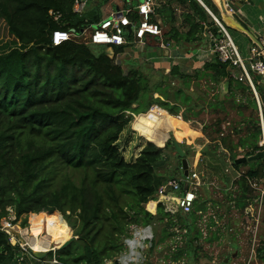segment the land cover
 Segmentation results:
<instances>
[{
    "label": "trees",
    "instance_id": "1",
    "mask_svg": "<svg viewBox=\"0 0 264 264\" xmlns=\"http://www.w3.org/2000/svg\"><path fill=\"white\" fill-rule=\"evenodd\" d=\"M200 1L230 34L235 27L221 13L218 0ZM105 2L87 0L83 12L77 14L72 11L73 0H0V23L7 34L0 43V223L11 213V224L21 219L26 226L30 215L31 225L36 226L39 214H43L61 224L58 233L69 227L76 239L55 250L59 264H107L108 260L117 264L114 259L125 249L123 239L128 236V227L150 225L154 233L150 254L159 247L157 251L174 264H197V253L203 251L197 224L202 215L195 212H205L208 198L200 195L194 211L186 215L177 212L172 216L162 203L155 212L144 206L154 199L163 182L182 177L172 141L183 148L185 157L189 153L187 146L180 145L179 131L170 115L159 116L148 110L156 104L173 114L178 106L161 101L168 100L163 90L159 99L141 97L146 86L136 64L127 62L124 69V58L120 65L115 63V55L125 52L129 45H107L111 55L94 48L98 45L86 44L88 37L84 35L52 45L54 30L82 34L98 23ZM155 14L161 19L163 38L186 54L207 45L208 32L215 39L222 36L197 0L164 1ZM232 17L254 35L238 16ZM131 19H137L135 12ZM151 21L156 22V18L151 17ZM169 73L184 84L190 77L180 73L178 64H173ZM239 73L237 65L221 62L213 53L203 63L202 73L195 71L193 75L205 76L216 85L227 83V94L240 95L235 106L244 128L237 126L231 131L238 138L234 142L230 134L219 137L220 121L215 123V133L232 167L237 171L244 168L228 198L242 211L257 197L248 181H264V162H234L236 149H245L241 154L244 157L260 149L258 119L246 120L242 111L256 110V103L249 85L233 77ZM253 84L264 102V81L260 85L254 77ZM223 104L216 100L217 106ZM132 114L137 115L133 124ZM123 131L143 139L128 159L118 143ZM215 147L219 150V143ZM168 149L178 160L172 169L168 168ZM213 223L210 218L208 225ZM176 226L185 232L177 234ZM255 251L264 262V232ZM21 254L0 230V264L37 263L29 253Z\"/></svg>",
    "mask_w": 264,
    "mask_h": 264
},
{
    "label": "rangeland",
    "instance_id": "2",
    "mask_svg": "<svg viewBox=\"0 0 264 264\" xmlns=\"http://www.w3.org/2000/svg\"><path fill=\"white\" fill-rule=\"evenodd\" d=\"M255 26V25H253ZM234 31V35L232 36L235 42V45L239 48L240 54L244 57L248 55V48L250 42H248L247 37L243 34L242 31L238 29H232ZM6 29L3 23H0V43L4 42L6 40ZM146 45L145 51L149 53H154V56L148 55L146 52L144 55L138 54L142 53L141 49L138 47H131L126 48L125 52H122V56H120V60L124 58L123 67L126 69L128 67L127 62H132L136 64L134 67L137 68L139 73L142 75V80L144 79V85L146 86L145 92L141 94V97L143 99L146 98V100L151 99L149 96L152 95L153 98L159 99L161 96V93H163L161 90L165 91L166 94H168V100L164 101L161 99V101L165 102L167 106L173 105L178 106L176 112L173 114H169L172 117V120L176 127L178 128L180 125L182 126L179 131L182 132L183 135H179V142L180 145H184L188 147V157H185L190 162L193 160L195 155L200 153L201 155H204V150L206 148L217 151L218 148L215 147L216 143H219V141H216L218 139V135L215 133L216 125L215 123L217 121L221 122L220 130L223 134H230L233 138L234 142L238 138V136L231 134L232 129H236L237 126L243 127L244 125H240L242 121V116L237 112L236 104H238L237 100L240 97V95H236L234 97L227 94V91L224 92L223 85H216L212 84L211 81L205 77H194L193 73L195 71H199V73H202V65L204 62L208 60H205V58L200 59L201 61L199 64L195 62L194 59L184 61L179 56H176L175 54H182L180 48L177 50L175 49V52L171 51L170 57H163L162 55L157 54V47H156V40L153 37H146L145 38ZM248 43V44H247ZM247 44V45H246ZM107 45H98L94 47L95 49H103L105 52L110 54V51L106 47ZM203 46H200L202 48ZM134 51V54H130L128 51ZM155 51V52H154ZM161 54V52H159ZM151 56V57H149ZM209 56V53H208ZM205 60V61H203ZM165 61V62H164ZM173 64L179 65V71L181 74L186 72L190 77L186 79V83L184 84L180 77H174L171 73H169L171 67ZM194 65H197L194 68ZM257 78V82L260 85H263L261 82H259L263 78ZM159 87V90L156 87ZM159 83V84H158ZM157 92L156 96H153V94ZM149 94V95H148ZM254 98V97H253ZM224 101V106L219 107L216 105V100ZM233 100L235 101V104H233ZM241 103H244V101ZM243 111V117L246 119L247 117H252L256 119L257 117V111L252 108H246ZM168 112V111H167ZM137 115L132 114L131 123L133 124L134 117ZM244 119V120H245ZM247 120V119H246ZM187 125H184V124ZM187 128L194 131L195 134L193 135H186ZM139 136V135H138ZM137 135H130L128 134V131L122 132L121 138L119 140L120 149L123 152L126 159H128L129 155H133L134 150L136 149V146L139 142L143 141V139ZM213 138V139H212ZM220 140V139H218ZM183 149V148H182ZM170 160L168 163V168L172 169V166H175L178 163L177 158L174 155V152H172L171 149H168ZM245 149L238 148L235 150V154L241 156V154L244 152ZM219 153L220 150H219ZM222 157H224L222 155ZM206 158L207 157H203ZM205 159V160H206ZM223 159V158H222ZM198 159H196V165L197 170H203L201 176L205 177V174L207 175L208 181H215L218 182L219 186L221 187L223 182L219 180L217 176L211 177V173L207 170L205 166H203L202 163L197 162ZM225 161V157L223 159ZM225 164L228 165V167H231V162L229 163L227 160L225 161ZM165 171V170H161ZM244 171V168H241V171ZM202 182L204 180H201ZM260 183V182H259ZM257 183L258 191H255L254 194L261 195L262 196V203L260 207V215H259V221L258 223H255L254 221L248 220L246 224V228L243 230H238L240 225H238V228H234L235 225H237L239 222H241L245 214H241L239 212L234 211H227V218L230 220V226L233 227L232 231H228L226 229V226L219 217V224L220 227L216 228L217 231L208 230V228L203 229V231L206 232L205 237H209L210 241L204 243L205 249H203L202 252H199L198 255V262L197 264H247L248 261V252L242 253V259L233 261V259L227 255L223 256V253L221 251H229L233 246L235 248V244H241L246 246H249V244L252 243V240H255L256 244H260V241L262 239V234L264 232V181L259 184ZM199 194L203 198H210L216 199L220 202L222 198H220V195L224 197L225 200H227L230 197V193L232 191H228V194L225 195L221 193V191L213 189L210 193V187L208 186H202L201 188H198ZM198 203V201H197ZM215 207H213V211H215ZM58 213V212H56ZM63 221L64 218L60 213H58ZM39 219L37 225H31L29 215L28 217V224L26 226H23L21 224V219L17 220L14 224H11V230L10 231H17L16 233H19L21 237L24 239L26 243H35L38 246H42L46 249L48 248H54L56 249L59 247L63 241L67 238L69 232L70 237L72 236V230L69 227H66L62 232L58 233V229L61 224H57L55 220L49 216L39 214ZM7 220L8 222H11L13 220V215L10 213L9 216L6 219H2L1 223ZM66 223V222H65ZM203 226V225H200ZM257 227V231H256ZM241 228V227H240ZM158 232L160 231V228L157 227ZM46 231V233H45ZM214 232V234L211 235V232ZM222 235L223 233H225ZM209 240V239H206ZM46 242V243H45ZM58 242V243H56ZM230 242V244H228ZM47 244V245H46ZM30 246V245H29ZM31 247V246H30ZM56 247V248H55ZM203 247V244H202ZM32 248V247H31ZM234 250V249H233ZM157 248L153 250V252L150 254L149 263L147 264H168L167 260H164V253L156 252ZM206 255V256H204ZM162 260H160V258ZM225 259H227V262H225ZM184 263V261H183ZM118 264V263H117ZM186 264V263H185ZM249 264H253V260L251 259Z\"/></svg>",
    "mask_w": 264,
    "mask_h": 264
},
{
    "label": "built area",
    "instance_id": "3",
    "mask_svg": "<svg viewBox=\"0 0 264 264\" xmlns=\"http://www.w3.org/2000/svg\"><path fill=\"white\" fill-rule=\"evenodd\" d=\"M86 1L87 0H73L72 11L77 14L82 13ZM223 4L229 15H235V9L231 6L230 0H223ZM154 8L155 0H136L134 7H125L119 11L108 13L98 23L89 26L86 30H83L82 34H71L68 31L61 29L54 30L51 35L52 45H58L62 42L68 41L71 37H80L84 35L88 37L86 44L114 46L129 45L130 49L131 47L136 48L138 46L143 49L146 45L145 38L148 36L155 37L158 51L161 52V54L163 51H167L166 57H170L171 51L175 52V49L178 50L179 46L171 43L170 40H165L162 36V30L159 22L151 21ZM133 12H135L138 17L136 20L131 19V14ZM217 25L222 32V36L219 39H215L211 33L208 32L207 36L209 40L207 42V51L209 55L215 53L221 62H231L233 65H237L240 69V73L237 77H233L237 78L239 81H244L249 85L256 103L258 126L260 129V135L257 141V145L260 148L258 151L263 152L262 160L264 162V102L261 101L253 84L254 77H264V35H255L259 45L255 43L250 44L248 48V55L244 57L240 54L239 48L235 45L234 39L230 36L228 31L221 23H218ZM129 37H131V39ZM175 55L177 56V54ZM120 56H122L121 53H117L115 55V63L119 65L121 63ZM263 81L264 80L261 79L259 82L263 83ZM161 109L166 111L160 106L154 104L151 105L148 112L155 111V113L159 114ZM222 136L224 135L221 132L219 137ZM219 146L221 155L225 157V161L227 160L230 163L226 149L220 145V142ZM196 159H198L197 162L202 163L204 166L202 155L198 153L195 155L191 163L188 164L187 174L183 175L182 171V177L178 179H169L163 182L154 194V199L152 198L144 204L145 208L149 211L155 212L158 204L162 203L164 209H166L170 215L174 216L177 212L186 215L194 211L196 201L200 196L198 188L206 185L210 187V193L213 189H216L221 191L222 194L225 193V195L228 194V191L233 192L235 190L236 186L234 181L240 177L241 173L239 171H234L232 165L231 167H228L226 164L227 166L223 170L224 174L229 176L228 183L224 185L222 184L223 186L218 187V182L211 180L208 181L209 177H207L206 174L205 177L201 176L200 178V174H202L203 170H197ZM211 177L214 176L211 175ZM201 180L204 181L202 182ZM248 183L254 192L258 191V182L254 180L248 181ZM220 198H222L220 202L212 197L208 198L206 200L205 212L201 213L200 210L195 212L198 215H202L201 220L197 221V224L198 226L203 225L200 226V230L202 232L201 244H203V247L205 242L210 241L209 237H205L207 234L203 231V229L208 228V230L213 229V231H217L216 228L220 227L219 217L223 220L226 229L228 231H232L233 227L230 226V220L227 218V211L229 209V212L234 211L245 214L244 219L234 227L238 228V225H240L241 228H238L239 231L246 228L248 220L254 221L255 223H258L259 221V210L262 203L261 195H257L256 198L251 199L242 211L236 208L230 201H228V199L225 200L222 195H220ZM215 206V211H213V207ZM210 218L214 222L213 225H208V220H210ZM0 230L8 235L9 242L11 244L19 247L22 253L21 255H23V253H28L26 245L21 240L23 239L21 235L16 233L17 231H10L11 222L4 220L0 223ZM174 231L177 234L185 232V230H180L177 226L174 228ZM213 231L211 232V235L214 234ZM224 234H226V232L222 235ZM176 238L178 239L179 237L176 235L175 239ZM153 240L154 233L152 226L140 224L130 225L128 227V236L123 239L125 249L114 259L115 262L118 264H146L149 262V251L152 247ZM228 244H230V242H228ZM253 246H258L254 239L252 240V247ZM158 248L159 247H157V249ZM51 253V257L48 259H35L37 261L36 264H59L55 250ZM159 258L162 260L161 257ZM164 260H166L165 257ZM167 261L168 264H174L169 260ZM106 263L109 264L111 261L108 260Z\"/></svg>",
    "mask_w": 264,
    "mask_h": 264
},
{
    "label": "crops",
    "instance_id": "4",
    "mask_svg": "<svg viewBox=\"0 0 264 264\" xmlns=\"http://www.w3.org/2000/svg\"><path fill=\"white\" fill-rule=\"evenodd\" d=\"M164 1H173V0H155V8H154L153 14L151 16V17L156 18V21L159 22L160 27H163V25H162L161 19L156 16L155 9L158 6H160L162 3H164ZM230 2H231V6L235 9V15L238 16L243 22H245L251 28L254 35H258V34L264 35V0H235V1H230ZM135 4H136V0H126V1L125 0H106V2L100 8L101 19L104 18L110 12L119 11L120 9L125 8V7H134ZM176 11L178 14L179 9H177ZM177 20H179V18ZM177 24H178V22H177ZM253 25H255V26H253ZM230 34L232 37L234 35V31L231 30ZM248 42H249V40H248ZM207 48H208L207 45H205L204 47L199 48L197 50V52H195V53L192 52V53L186 54V52L184 53V51H183V52H181V53H183V55L177 54V56H179V58H181L182 60H185V59L189 60V58H191V60H192V59L196 58L194 60L196 63L199 64L201 62V61H199L200 59L206 57L205 60H207V58L209 57ZM145 50L146 49H144V48L141 49L142 53L138 52V54L144 55L146 52L148 55H151V56L155 55L154 53H149ZM128 52L130 54L135 53L132 50H130ZM157 54L163 56V54H160L158 50H157ZM151 56H149V57H151ZM205 60H203V61H205ZM196 66L197 65H194V68ZM167 116H169L168 113H167ZM171 120H172V117H171ZM172 122H173V120H172ZM184 125H186V124H184ZM186 127H187V125H186ZM178 128L181 129L182 126L180 125ZM179 129H178V131H179ZM193 134H195L194 131L187 128L186 135H193ZM179 135H183L181 131H179ZM203 157H207V159L203 158ZM222 158L224 159V157H222V155L219 153V150L214 151V150L206 148L204 150V155L202 154L203 162H205L204 166L209 169V173H211V175L217 176L219 178V180L223 182V185H224V184L228 183L229 176L225 175L223 172L224 168L227 165L225 164V161ZM234 171H237V170L234 169ZM231 247L232 248L229 249V251H225V252H224V250L221 251V253H223V256L227 255V256L231 257L233 259V261H237V260L242 259V257H243L242 253L248 252L247 264L250 263L251 259L253 260V264H264L263 261H261L260 259L257 258V254L255 251L256 247L255 246L252 247V243L246 247L244 245H241V244H235V248L233 246H231ZM203 249H205V247H203Z\"/></svg>",
    "mask_w": 264,
    "mask_h": 264
},
{
    "label": "water",
    "instance_id": "5",
    "mask_svg": "<svg viewBox=\"0 0 264 264\" xmlns=\"http://www.w3.org/2000/svg\"><path fill=\"white\" fill-rule=\"evenodd\" d=\"M198 3L200 5H202L204 7V9L207 11V13L210 15V17L215 21V23H220L217 18L204 6V4L200 1L197 0ZM230 1H235V0H230ZM219 2V7H220V11L223 14V16L227 19V21L236 29L242 31L253 43L259 45L258 40L255 38V36L248 31L247 29H245L240 23H238L231 15H229L227 13V11L225 10L224 4H223V0H218ZM201 29H203V25L201 27ZM162 54L164 56L167 55V51H163ZM111 55V53H110ZM223 90L224 92L227 91L228 88V84L224 83L223 84ZM173 147L175 149L176 154L178 155V157L180 158V163H181V169L183 171V175H186L188 172V161L185 158V152L184 150L178 145V143L176 141H172ZM263 158V152L262 151H256L253 155L244 157V156H239L237 157L234 162L236 164H240V163H244V162H249V161H255L258 159H262ZM76 237H69V239L67 241H65L63 244H61L59 247H57L56 249H46L44 251H34L31 249L30 246H28L25 241L23 239L22 242L26 245V249L28 251V253L36 260H41L43 259L49 252H52L53 250H58V249H63L65 248L70 242H72L73 240H75ZM225 262H227V259H225Z\"/></svg>",
    "mask_w": 264,
    "mask_h": 264
},
{
    "label": "bare ground",
    "instance_id": "6",
    "mask_svg": "<svg viewBox=\"0 0 264 264\" xmlns=\"http://www.w3.org/2000/svg\"><path fill=\"white\" fill-rule=\"evenodd\" d=\"M151 113H153V114H156V115H159V116H167V112L166 111H164V110H162L161 109V111H160V113L159 114H157V113H155V111H151ZM45 233H46V231H45ZM46 243V242H45ZM56 243H58V242H56ZM27 245L29 246H31L32 248V250H34V251H44V250H46V248H44V247H42V246H38V245H36L35 243H27ZM47 245V244H46ZM56 248V247H55Z\"/></svg>",
    "mask_w": 264,
    "mask_h": 264
},
{
    "label": "clouds",
    "instance_id": "7",
    "mask_svg": "<svg viewBox=\"0 0 264 264\" xmlns=\"http://www.w3.org/2000/svg\"><path fill=\"white\" fill-rule=\"evenodd\" d=\"M24 240V239H23Z\"/></svg>",
    "mask_w": 264,
    "mask_h": 264
}]
</instances>
